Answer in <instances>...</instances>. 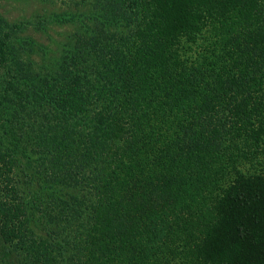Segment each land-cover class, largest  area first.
I'll return each mask as SVG.
<instances>
[{
  "label": "trees",
  "instance_id": "obj_1",
  "mask_svg": "<svg viewBox=\"0 0 264 264\" xmlns=\"http://www.w3.org/2000/svg\"><path fill=\"white\" fill-rule=\"evenodd\" d=\"M92 1L0 16V264H264V0Z\"/></svg>",
  "mask_w": 264,
  "mask_h": 264
},
{
  "label": "rangeland",
  "instance_id": "obj_2",
  "mask_svg": "<svg viewBox=\"0 0 264 264\" xmlns=\"http://www.w3.org/2000/svg\"><path fill=\"white\" fill-rule=\"evenodd\" d=\"M92 0H0V16L9 23L22 22L44 48L60 54L59 47L75 31L73 24H59L51 16L64 11L77 12L82 23L89 25L87 17L93 15ZM79 16V17H80ZM46 18V19H45ZM58 54V55H59ZM51 55V54H50ZM41 63L39 57L34 60Z\"/></svg>",
  "mask_w": 264,
  "mask_h": 264
}]
</instances>
